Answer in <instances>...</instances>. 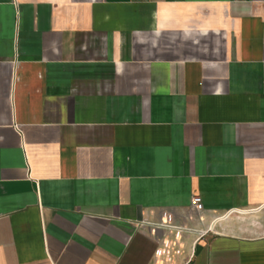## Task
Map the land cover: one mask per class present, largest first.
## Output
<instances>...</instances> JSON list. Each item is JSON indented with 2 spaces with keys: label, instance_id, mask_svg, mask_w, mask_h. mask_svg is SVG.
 Wrapping results in <instances>:
<instances>
[{
  "label": "crops",
  "instance_id": "0c3cea01",
  "mask_svg": "<svg viewBox=\"0 0 264 264\" xmlns=\"http://www.w3.org/2000/svg\"><path fill=\"white\" fill-rule=\"evenodd\" d=\"M164 220L264 264V0H0V264H155Z\"/></svg>",
  "mask_w": 264,
  "mask_h": 264
},
{
  "label": "built area",
  "instance_id": "2783aa9c",
  "mask_svg": "<svg viewBox=\"0 0 264 264\" xmlns=\"http://www.w3.org/2000/svg\"><path fill=\"white\" fill-rule=\"evenodd\" d=\"M203 211L204 205L202 198L200 196H194L191 201L188 217L191 218L192 214H200ZM234 212L235 211H230L226 217ZM155 226L168 232L167 234L164 233L163 236L158 239L159 245L156 250L155 264H188L190 259L180 261V257L182 256L181 251L184 249L183 234L195 233L199 237H204L209 233H213L215 227L213 224L206 230H197L190 227L176 225L172 220H164L161 223H157Z\"/></svg>",
  "mask_w": 264,
  "mask_h": 264
},
{
  "label": "bare ground",
  "instance_id": "6f19581e",
  "mask_svg": "<svg viewBox=\"0 0 264 264\" xmlns=\"http://www.w3.org/2000/svg\"><path fill=\"white\" fill-rule=\"evenodd\" d=\"M160 254H161V252H160Z\"/></svg>",
  "mask_w": 264,
  "mask_h": 264
}]
</instances>
